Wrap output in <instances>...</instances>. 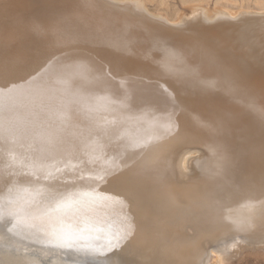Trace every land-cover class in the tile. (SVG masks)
<instances>
[{"label": "bare ground", "instance_id": "obj_1", "mask_svg": "<svg viewBox=\"0 0 264 264\" xmlns=\"http://www.w3.org/2000/svg\"><path fill=\"white\" fill-rule=\"evenodd\" d=\"M143 1L0 0V264L264 246V0Z\"/></svg>", "mask_w": 264, "mask_h": 264}, {"label": "rangeland", "instance_id": "obj_2", "mask_svg": "<svg viewBox=\"0 0 264 264\" xmlns=\"http://www.w3.org/2000/svg\"><path fill=\"white\" fill-rule=\"evenodd\" d=\"M218 1L220 4L224 3L225 5L231 6V4L225 3V0H221L222 2L220 0H202V3L204 5H208L210 10H214ZM143 4L146 10L155 13L156 11L162 12L163 14L167 12L168 15H166V13L165 15L170 18H177L182 13L191 16L192 12V4L190 3V0H162V2L161 0H144ZM203 20L204 19H198V21ZM193 151H195L193 152L194 154H199V152L201 153L203 149L200 146H195ZM221 260V264H264V246L257 248H248L246 246L242 250L235 251L234 253L231 252L230 254L225 255ZM210 261L212 262V260Z\"/></svg>", "mask_w": 264, "mask_h": 264}, {"label": "snow or ice", "instance_id": "obj_3", "mask_svg": "<svg viewBox=\"0 0 264 264\" xmlns=\"http://www.w3.org/2000/svg\"><path fill=\"white\" fill-rule=\"evenodd\" d=\"M11 191V190H10ZM17 218V214L13 211H8L6 214L3 211L2 206H0V224H4L7 231H11L7 226L12 223ZM5 237L0 236V239H4ZM67 238H58L59 243H65Z\"/></svg>", "mask_w": 264, "mask_h": 264}]
</instances>
